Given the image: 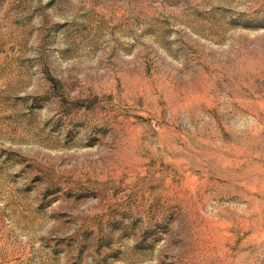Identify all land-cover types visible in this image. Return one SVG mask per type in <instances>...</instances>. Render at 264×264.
<instances>
[{"label": "rangeland", "instance_id": "1", "mask_svg": "<svg viewBox=\"0 0 264 264\" xmlns=\"http://www.w3.org/2000/svg\"><path fill=\"white\" fill-rule=\"evenodd\" d=\"M0 264H264V0H0Z\"/></svg>", "mask_w": 264, "mask_h": 264}]
</instances>
